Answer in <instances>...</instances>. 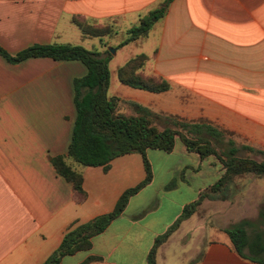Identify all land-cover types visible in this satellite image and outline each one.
Returning <instances> with one entry per match:
<instances>
[{
	"label": "crops",
	"instance_id": "crops-1",
	"mask_svg": "<svg viewBox=\"0 0 264 264\" xmlns=\"http://www.w3.org/2000/svg\"><path fill=\"white\" fill-rule=\"evenodd\" d=\"M160 3L0 0V47L13 55L33 44L80 45L87 36L71 17L125 30ZM128 45L147 56L142 72L163 77L169 88L153 93L126 86L117 80L115 67L108 72L107 93L111 87V96L118 98L116 111L128 107L126 116H139L147 109L154 121L203 122L222 131L223 142L233 141L236 153L264 156V0H172L147 35L122 47ZM85 72L78 60L28 57L10 63L0 56V264H41L72 222L111 211L119 195L144 176L138 153L113 158L105 171L66 158L75 117L72 79ZM175 140L170 152L145 150L150 182L91 238L89 250L63 256L60 264H77L89 255L100 260L88 264H145L154 237L208 186L188 184L202 168L212 167L206 157L199 159L181 142L175 149ZM175 150L191 162H171ZM53 156H64L81 174L83 202L73 201L70 183L48 160ZM262 187L252 181L242 187L256 215ZM220 201L203 199L157 247L155 264H257L237 255L223 231L199 250L180 249L203 223V211Z\"/></svg>",
	"mask_w": 264,
	"mask_h": 264
},
{
	"label": "trees",
	"instance_id": "trees-1",
	"mask_svg": "<svg viewBox=\"0 0 264 264\" xmlns=\"http://www.w3.org/2000/svg\"><path fill=\"white\" fill-rule=\"evenodd\" d=\"M172 0H161L154 8L140 15L135 24L125 30L124 39L118 44L123 46L137 38L147 35L152 24L162 18ZM71 21L84 36L109 37L116 33L112 23L93 24L79 16L71 17ZM107 54L71 44H33L13 55L0 47V56L10 63H18L28 57H49L54 60H78L86 72L83 76L72 79L73 105L75 117L67 146L66 158L75 164L99 166L103 171L109 162L120 155L138 153L141 157L144 176L133 187L125 189L117 198L111 211L100 214L83 223L72 222L63 233L58 246L41 264H60L63 256L77 251H87L91 246V238L101 233L111 220L124 209L127 200L151 180V168L146 158V149H158L170 152L177 138L185 150L195 153L199 159L213 156L222 167L218 178L197 197L185 203L178 216L162 232L154 237L145 256V264H155L157 247L179 225L189 217L205 198L227 199V191L235 183V179L243 174H252L264 178V161H256L236 155L233 141H222L223 132L206 123H188L173 119L176 129L167 126L158 129L144 115L124 116L116 111L118 98L107 96L108 70ZM147 60L144 53L128 58L116 69L117 80L126 86L159 93L169 88L166 79L159 75H145L142 67ZM141 109V107H138ZM55 172L71 185L72 199L81 203L86 197L81 186V174L64 161V156L48 157ZM250 223L242 219L238 226L227 227L223 232L227 235L233 250L242 258L257 264H264V231L256 230L252 234L246 232ZM97 256H87L77 264H88L99 261Z\"/></svg>",
	"mask_w": 264,
	"mask_h": 264
},
{
	"label": "rangeland",
	"instance_id": "rangeland-1",
	"mask_svg": "<svg viewBox=\"0 0 264 264\" xmlns=\"http://www.w3.org/2000/svg\"><path fill=\"white\" fill-rule=\"evenodd\" d=\"M115 30L116 33H114L113 35L109 37H102L101 39L87 36L86 40H84L80 44V46L89 50L98 51L100 53L105 52V54H107L106 57H107L108 72H110V70H113L115 67L117 69V67L123 64L128 58L134 56L135 54H138L139 51L138 47H135L134 45L119 47L118 44L124 39L126 29L123 30L116 28ZM111 91L112 89L110 87L108 93L106 92L107 96H111ZM117 112L124 116L131 113L128 107H123L122 109H119ZM139 113L150 119L152 124L157 126L158 129H160L163 126H167L171 129H176L172 121H168L164 118H159V120L156 121H154V119L152 120L151 119L152 117L148 116L149 110L147 109L146 110L142 109L141 112ZM236 143L239 144V142ZM180 144H181L180 141L175 140V149H177ZM236 154L241 157L249 156L254 160H264V156L258 155L256 152L249 153L239 149ZM171 157H172L171 162L177 159V161L181 165L191 162L190 157L188 158L182 157L181 155L178 154L177 150H175L173 156ZM206 162L207 165L212 167L207 168L205 166L204 168H202V172L201 174H199L198 178L194 176V178L191 181H188V184L191 187H194L196 185L199 186L201 183L204 186L212 184L218 178L219 174L222 172L221 171L222 167L213 156L206 157ZM181 175H183V172H181ZM249 181L260 184V183H264V178L255 177L250 173L243 174L237 177L235 179V183H236L234 185L235 188H231L230 190L227 191L228 198L223 199L220 202H217L213 206V208L210 207L208 210L203 211L202 213L203 223H201V225H199L198 227L193 228V231L186 239L185 245H183L182 248H180L182 251H193L191 250L193 247L199 250V248L204 246L207 240H209L213 236H216V233L223 231V229L227 227L238 226L242 219H246V216H248L249 218L246 220H248L250 223V226L246 227V232L249 235L256 230H261L262 232L264 231V195L263 197L258 198L259 205H257L254 211H259V214L256 215L255 212H253L254 209L253 202L248 201V199H246L242 194L245 193V191L243 192L242 190L243 185H245ZM258 192L264 194V188Z\"/></svg>",
	"mask_w": 264,
	"mask_h": 264
},
{
	"label": "water",
	"instance_id": "water-1",
	"mask_svg": "<svg viewBox=\"0 0 264 264\" xmlns=\"http://www.w3.org/2000/svg\"><path fill=\"white\" fill-rule=\"evenodd\" d=\"M112 52H113V50H112Z\"/></svg>",
	"mask_w": 264,
	"mask_h": 264
}]
</instances>
